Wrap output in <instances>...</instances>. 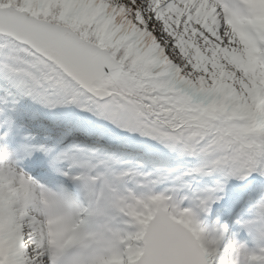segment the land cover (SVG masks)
<instances>
[{
    "label": "snow or ice",
    "instance_id": "6c2138e0",
    "mask_svg": "<svg viewBox=\"0 0 264 264\" xmlns=\"http://www.w3.org/2000/svg\"><path fill=\"white\" fill-rule=\"evenodd\" d=\"M0 264H264V0H0Z\"/></svg>",
    "mask_w": 264,
    "mask_h": 264
}]
</instances>
